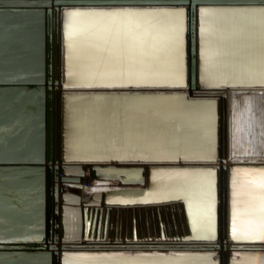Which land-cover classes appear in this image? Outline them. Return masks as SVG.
Here are the masks:
<instances>
[{"label": "water", "instance_id": "95a60500", "mask_svg": "<svg viewBox=\"0 0 264 264\" xmlns=\"http://www.w3.org/2000/svg\"><path fill=\"white\" fill-rule=\"evenodd\" d=\"M261 96L264 0H0V264H264L233 201L238 174L264 190L260 122L234 132ZM151 103L205 105L210 138ZM87 166L143 187L82 195Z\"/></svg>", "mask_w": 264, "mask_h": 264}, {"label": "bare ground", "instance_id": "6f19581e", "mask_svg": "<svg viewBox=\"0 0 264 264\" xmlns=\"http://www.w3.org/2000/svg\"><path fill=\"white\" fill-rule=\"evenodd\" d=\"M250 101H252L253 105L257 104L258 109L255 105L256 108L254 107L255 110L252 111V115L254 117V120L257 123L258 122L261 123L260 120L263 119L264 117H262L261 114H259L260 109H261L260 99H257V100L254 99V100H250ZM247 103H248V101H244V102L240 103L239 107H237V111L234 112V125H235V129H236V130H234L235 136H236V133H238L237 128H243V120H244L245 115L247 114V111H246ZM109 108H111V107H109ZM181 108H183V107H181ZM178 109L179 108H173V107L169 108V107H162V106L154 107L153 103H151L148 107L142 108L141 110L142 111H148V114H150V116L153 117V119L151 120V124H152L151 126L154 125V127H157V130L159 129L160 125L161 126L163 125V123L165 125V121H168V120L170 121L173 119L174 121H177L178 127L185 131V133L183 135V139L187 140L185 143H189L188 140H190L189 145H191V146L194 143L198 144V145H200L201 142L206 143L207 142L206 136H207V138L208 137L210 138V136H211V126H209V125L211 123L210 119H211L212 115H211L210 108L207 109L206 106L204 105L201 107L193 108V110H191V109L178 110ZM129 110L130 109L126 105V108L124 110L125 121L127 120L128 116H129ZM109 111H110V109H109ZM104 112H106V111L103 110L102 113L104 114ZM184 127H187V129H189V130H185ZM126 128H128L127 125H126ZM202 128H205V132H204V130L203 131L201 130ZM161 130H163V128ZM196 133L200 134V135L196 137V135H197ZM129 136L130 137H129L128 142H127L128 138H126L127 144L139 143L140 139L144 140V141H147V139H148L146 136L140 137L139 135H134L135 139H136V137L139 136V138H138L139 140L134 141L132 129H130V131H129ZM155 137H156V134L154 135V139H155ZM201 137H204V138H201ZM252 137L254 139L256 138L255 133H252ZM241 138H242V132H241ZM154 139H149V143H152V142H159L160 143V140L156 141ZM243 141H244V144H243L244 148L247 149V147H245V145L248 147L251 145L248 138L245 137L244 140L240 141L239 142L240 146H241V142H243ZM254 143H255V141H254ZM112 165H116V163L111 164L110 166H112ZM128 165L133 166V165H138V164L123 163L122 166H128ZM226 165H227V163H226ZM86 171H88V166L86 167ZM88 176H89V171H88ZM239 177L244 178V179H248V178L252 179V177H249L247 175L238 174L234 178V181H233L234 182L233 184L235 187L234 188V194H233V196H234L233 201H234V205L236 208L235 212L236 213H238V211L240 212L239 217L237 214V217H238L237 219L239 222V224H238L239 231L238 232L240 234H241V232L243 234H246L247 232L249 233L252 228L259 227V224H261V221H260L259 223H255V225H253L252 220L254 219V222H256L257 221L256 218L259 217V213L256 212V209L260 208L262 206L261 201L264 199V190H261V192H260V196H262V197L261 198L259 197V199H257L258 203H255V204L248 203V200H246V199L243 200L240 198L241 196H239V193H238V178ZM89 179H90V177H89ZM90 180L91 181H98V182H105V183H115L118 185H127V184L128 185H136L139 183V182H137V183H135V182L124 183L122 180H118V179L113 180V179L96 178V179H90ZM131 189H140V188H131ZM125 190H130V189L129 188H116V189H108V190H103V191H91L90 192V191L84 190L83 186H82L81 193H82V195H86V194H90V193H104V192L125 191ZM241 201L247 202V204L246 203L245 204L247 205V209H248V213H244L242 215V217L245 218V223H246L244 226L241 223V208H242ZM254 230H256V229H254ZM219 242L220 241H217L216 245H218Z\"/></svg>", "mask_w": 264, "mask_h": 264}, {"label": "rangeland", "instance_id": "374dc122", "mask_svg": "<svg viewBox=\"0 0 264 264\" xmlns=\"http://www.w3.org/2000/svg\"><path fill=\"white\" fill-rule=\"evenodd\" d=\"M256 180V178H255ZM88 181V183H87ZM252 179L248 178V179H244V178H238V193L239 196H241L240 198L243 200H248V203H258L259 197L261 198L262 196H260V192H255L253 191V183L251 182ZM83 189L87 190V191H103V190H108V189H116V188H142L143 184L142 183H138L136 185H118L115 183H105V182H98V181H91L89 179L88 176V171H86L85 173V177H84V181L82 183ZM67 190L71 191L72 189L66 187ZM252 200H255V202H252ZM247 202L241 201V215H243L244 213L248 212L247 209V205L245 204ZM262 204V203H261ZM260 204V205H261ZM263 208V206H261L260 208L256 209V212L259 213V217L256 218V222H254V219L252 220L253 225H255V223H259L261 221L262 218V214H260L261 209ZM263 213V212H262ZM241 223L243 224V226L246 224L245 223V218H243L241 216ZM221 243H218V246H220Z\"/></svg>", "mask_w": 264, "mask_h": 264}, {"label": "snow or ice", "instance_id": "6c2138e0", "mask_svg": "<svg viewBox=\"0 0 264 264\" xmlns=\"http://www.w3.org/2000/svg\"><path fill=\"white\" fill-rule=\"evenodd\" d=\"M125 42H126V47L129 48L139 47L142 45V41H140V38L132 34H126ZM260 105H261L260 113L261 116L264 117V96H261L260 98ZM246 111L249 113V121L244 128H237V132H245L246 134H251L253 129L252 101H248ZM260 136L262 140H264V119H262L260 123ZM260 186L264 188V182H262ZM128 202L129 201H123V203H128ZM261 211L264 212V208H262ZM260 239L264 240V217L261 218Z\"/></svg>", "mask_w": 264, "mask_h": 264}]
</instances>
